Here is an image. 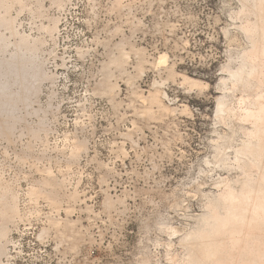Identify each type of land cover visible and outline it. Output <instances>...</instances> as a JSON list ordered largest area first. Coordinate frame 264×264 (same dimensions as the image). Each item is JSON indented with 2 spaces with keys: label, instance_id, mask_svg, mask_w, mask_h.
Wrapping results in <instances>:
<instances>
[{
  "label": "rangeland",
  "instance_id": "374dc122",
  "mask_svg": "<svg viewBox=\"0 0 264 264\" xmlns=\"http://www.w3.org/2000/svg\"><path fill=\"white\" fill-rule=\"evenodd\" d=\"M8 1L18 30H2L10 49L23 33L39 38L50 79L30 106L37 114L0 134V196L17 202L0 220L8 230L0 264H207L208 244L188 238L195 216L227 183L243 194L262 173L233 161L253 129L247 106L264 100L260 3ZM247 26L259 42L248 87L222 69L251 47ZM224 133L234 135L227 165L215 151ZM250 198L216 238L220 264H264L252 250L255 226L243 224Z\"/></svg>",
  "mask_w": 264,
  "mask_h": 264
},
{
  "label": "bare ground",
  "instance_id": "6f19581e",
  "mask_svg": "<svg viewBox=\"0 0 264 264\" xmlns=\"http://www.w3.org/2000/svg\"><path fill=\"white\" fill-rule=\"evenodd\" d=\"M241 1L244 6L249 8V10L253 9V7L258 8L257 6L260 3L258 22L261 24L260 28H262L261 30L263 31L264 27H262L263 22L261 20L262 15L260 17V14L262 13L261 9H263L261 7V2H259V0H255V2H253V0ZM10 6L11 4L8 0H0V134H4V132H12L14 127L25 119L26 114L29 115V113L34 112L37 114L36 109H30V106L32 105L34 98L38 97L43 81L50 79V75L45 69V61L39 54V38H31L24 33L22 35L20 34L21 36L15 41L10 49L11 42L5 36V33L2 32L4 28L11 30L13 34L18 31L15 29V18L9 14V10L11 9ZM48 27L50 26L48 25ZM48 27L46 26V28ZM245 31L250 39L249 42L251 43V47L244 50L240 55V58L238 57V60H236L237 56H235L236 58L234 57L236 61L235 64H237V61L238 64L233 69H231L233 66L230 68L232 55H228L230 63L224 65V68L222 69L228 71L229 77L233 79L234 85L237 83V85L243 84L248 87V84L251 82V77L254 74L253 71L248 70L246 66L249 59V50H256L257 46L259 47V42L256 41V34L251 26H247ZM121 58L122 57H120V59ZM107 68L108 65L106 63L103 64L102 71L104 75L107 73ZM184 80L191 79L185 76ZM224 81L226 82V79H223V83H225ZM150 94L149 96H151ZM226 103V97L223 94L216 98L215 113L217 115H221L225 111ZM252 105H249V107L247 106L245 110L246 114L244 115H247L246 117H254L255 121L253 123V129L246 131L245 136L243 135V143L239 148H235V160L233 161L238 162V164L241 163L243 167H257L262 173L260 178L257 177L249 180L248 184L251 187V190H248L243 194H237L233 189V186L227 183L223 193L216 197L213 196L211 199L209 198L210 201H208L209 203L204 212L195 216V223L192 225V232L188 238H195L204 245L208 244L203 248V252L207 257V264H220L218 259L219 246L216 243V238H219L220 232L236 218V210L238 206L242 204L241 202L251 196L253 197L250 198V201L253 199V203L251 202L249 205L252 204V207H249L252 208V214L249 218L243 219V224H248L247 229L255 226L257 232L254 233V236L259 239L260 243L264 242V233L262 232L264 231V193L256 194L257 196L253 195V193H257L256 187L261 188L264 192V100L255 103L254 106ZM22 109H24V111ZM43 120V118L40 120L41 122L39 125L43 124ZM218 140V144H215V151L218 153L217 155H220L218 156L221 158H219V160H222L223 164H226V152L224 153L223 150L225 151V149H228L231 146L234 140V135L231 133H224L219 136ZM35 188L36 187H34V189ZM40 191L41 189L39 190V193H41ZM6 193L0 196V220H9V218H11L16 212V197L14 198V195H11L13 197L10 196L11 198L8 199L9 196L7 197ZM44 193H46V191ZM70 221L72 220H68V222ZM7 231L6 225L0 224V260L5 253ZM232 235L236 236V241L239 240L240 237L237 234L233 233ZM259 244H254L252 250H254L255 253L263 255L264 250H259ZM247 247L242 248L241 251L246 250ZM261 258L263 259L264 257L261 256ZM181 263L191 264L188 260Z\"/></svg>",
  "mask_w": 264,
  "mask_h": 264
}]
</instances>
